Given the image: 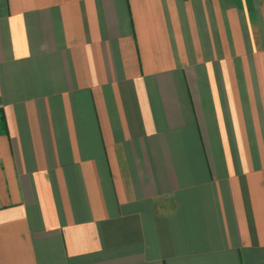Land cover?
Returning a JSON list of instances; mask_svg holds the SVG:
<instances>
[{"label":"crops","instance_id":"1","mask_svg":"<svg viewBox=\"0 0 264 264\" xmlns=\"http://www.w3.org/2000/svg\"><path fill=\"white\" fill-rule=\"evenodd\" d=\"M0 264H264V0H0Z\"/></svg>","mask_w":264,"mask_h":264}]
</instances>
